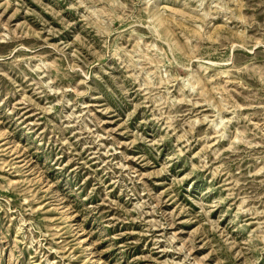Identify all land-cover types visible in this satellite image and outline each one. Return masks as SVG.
<instances>
[{
    "label": "rangeland",
    "instance_id": "374dc122",
    "mask_svg": "<svg viewBox=\"0 0 264 264\" xmlns=\"http://www.w3.org/2000/svg\"><path fill=\"white\" fill-rule=\"evenodd\" d=\"M0 264H264V0H0Z\"/></svg>",
    "mask_w": 264,
    "mask_h": 264
}]
</instances>
